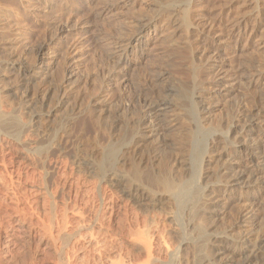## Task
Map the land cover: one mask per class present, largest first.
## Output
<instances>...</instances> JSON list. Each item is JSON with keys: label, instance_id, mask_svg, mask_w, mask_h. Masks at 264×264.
<instances>
[{"label": "rangeland", "instance_id": "374dc122", "mask_svg": "<svg viewBox=\"0 0 264 264\" xmlns=\"http://www.w3.org/2000/svg\"><path fill=\"white\" fill-rule=\"evenodd\" d=\"M188 2L192 22H189L188 30L182 27L183 30L180 21L182 9L178 14L173 12L175 16H173V13L170 14L172 19H169L168 14L159 13L161 11L158 10V0H12L11 2L0 0V95L4 96L3 98L0 97V105L5 111H9L8 113L22 119V122H19L20 119L18 120L17 125L19 127L15 126L10 130L11 136L10 134L8 136L11 138L9 139L11 147L9 146V150L10 148L11 150H20L23 147V150L21 149L23 153L27 151L26 153L29 154V152L36 151L33 153L36 156L29 154L35 161L32 159V163H35V167H33L35 170L33 171L37 176L33 175V177H41L42 183L39 182V178H34L35 181L38 180L36 184L41 183L43 194L46 195V192H48V197L45 196L46 199L52 197L48 201L49 203L53 201L52 203L58 208L57 211H59L60 206L62 209L63 205H60V203L79 199L75 202L78 206L81 204L80 202L88 197L85 203L83 201L79 208L76 207L81 208L79 213L88 211L86 212L88 216H92L97 214L93 212L95 208L97 211L101 209L96 204H102L103 200L106 202L114 193L112 201L114 204L116 203V213L114 212L110 221L108 217L103 219L105 220L102 221L103 228L96 227L97 230L101 229L103 231L104 228L105 231L111 228L112 230L107 231V234L109 233L108 236L112 238L116 235L115 238L119 237L118 230L122 231L127 227H125V222L128 225L132 218L133 220L135 217L143 218L141 213L148 222L151 221V219L149 220L150 217L153 218L152 222L155 226L150 222L152 225L150 227L153 229L158 226V223H161L158 226L161 230L157 229L160 231V237L163 236L162 240H165L166 247L168 246L167 252L169 254L166 253L167 255L158 258V262H160L158 264H207L209 261L213 264H223L224 261L227 264H242L246 255H249V251H247L249 248L246 246H250L253 242L257 243L260 236L264 234V179L251 180L250 183H247L246 178L240 181L241 186L247 183L246 190L250 189V193L254 194L247 205L248 201H243L240 196L245 189L239 188L240 186L237 187L233 185L235 183H232L231 180H227V175L224 174L226 170L222 172V169H229L233 172L232 174L242 172L247 165L245 154L252 150H254L253 152L258 150L264 152V116L261 117L264 109H259L260 106H263L261 100L264 98V0H191ZM161 6L163 5L161 4ZM92 17H94V20ZM53 40H56L55 42L58 43L60 49L56 50L51 46ZM184 44L188 46L186 47ZM40 47H45L47 50L44 64L48 68L45 75L42 76V80H38L30 87L23 86L18 74L11 73L8 75L3 71L4 68L10 67L9 63L12 61L23 63L28 69H33L37 63L35 54ZM180 47L182 51L185 50L186 52H182ZM174 49H178L183 53L180 54L179 52L181 63H178L180 62L178 61L179 54L177 56L178 50L173 52ZM167 52H171L170 55ZM172 53L176 55L175 58L178 57V60L174 58L176 61L174 59L172 61L171 56H175ZM163 58L166 59L165 61H169L170 65L167 64L168 67H165L167 62L164 63ZM182 58L188 60V63ZM183 61H185V65ZM160 62H163L161 67L163 65L166 68L169 76L167 75L165 79L157 81L154 78L150 79L151 73L156 72L155 74H158L159 71L162 72L163 67H159ZM175 62L177 63L175 64ZM172 65L173 67H170ZM13 66H16V64ZM184 66L185 69L182 71ZM190 69L194 70V82L192 81L193 74L188 73L187 78L186 75L179 74L181 72L187 74ZM195 74L199 77H196ZM189 75L191 76L190 79ZM189 82L193 87H191V84L189 85ZM179 86L180 89L183 87L191 89V102L195 100L194 102L198 104L200 101L198 105L193 102L192 104L194 107L196 105L197 108L195 107V109L198 111V113L195 111L194 118L198 117L196 122L198 124H200L199 121L202 122V126L199 125L198 127V124L194 122L195 119L189 118L194 123L188 119H183L181 116L184 113L183 110L174 107V111L171 113L174 117L172 116L171 122H165L168 123L167 125L162 123L164 125H160L161 128L164 127L161 129L162 131H157L153 135L154 137L151 136L150 139H146V142L143 141L144 144H142L140 152L143 155L145 154L146 159L148 158V164L151 165L150 168L153 169V172H157L155 170L160 168L158 174L162 175L165 172V174H168L166 170L168 169V175L178 185L182 182L188 183L186 189H182L180 192L177 191L179 196L173 195V199L176 197L175 201L172 198L170 199L172 200L171 203H168L170 200L167 202L164 200V204H168H165L166 207L168 206L167 209L163 206V203L162 205L153 203V207L152 204L148 203V207L152 208L151 212L149 208L146 209L147 204H143L145 207H142V205L141 207L144 208L142 209L138 205L133 206L132 203H127L125 196L121 194L123 187L114 188L109 185V182L105 183L106 179L104 180V178L110 174V171L97 172L95 170L96 152L106 149L113 143L119 149V147H122L119 146L120 141L124 142L120 145H125L128 140L130 141L132 135H136L139 131L137 126L143 121L141 120L143 115L142 105L146 98L140 92L141 87L146 89L152 98L167 100L175 105L176 101H180L176 100L178 97L175 98L177 93L173 96V94L167 93L166 90L169 87L179 90L177 88ZM43 89L50 90L49 92L54 97L51 106L48 108L40 105ZM192 92L193 96L191 95ZM33 93L35 94L34 98H31L30 96ZM35 100L37 103H34ZM201 105L206 108L205 111L208 112L209 117L207 115L202 116L201 109L203 108ZM175 106L178 108L177 105ZM36 108L39 109L36 110ZM48 109L51 116L47 118ZM91 109L92 113L90 112ZM186 109L189 111L188 108ZM177 110L182 113L178 112L180 116H176L182 119H178L179 117L175 119ZM188 111L185 110L187 114ZM94 114L95 116H93ZM95 117L98 118L96 121L94 120ZM199 117L202 118V121L199 120ZM189 122L192 123V127L189 126L190 129L195 124L196 128L198 127L197 129L203 127V130L200 128V132H198L199 130L196 131L195 127L193 128L195 130L191 129L192 134L196 131L197 137L195 134L194 136L197 140L187 143L183 140L182 134L187 130L190 132ZM21 123L27 125L24 126ZM134 126L138 128L135 132L134 129L137 128ZM177 126L180 127L177 128ZM132 127H134L133 131H131ZM176 128L177 130L180 129L177 131ZM186 128L188 129L186 130ZM157 133L160 134V137ZM170 134L174 137L177 135L179 140L176 139L177 136L172 138ZM202 134L203 136H201ZM18 135L19 137H17ZM199 136L202 138H199ZM14 137L18 138L16 140L21 145L17 142L13 143V140L15 141ZM198 139L201 141L203 150L201 148L197 149L200 146ZM117 140L118 144H115ZM173 140L177 142V147L180 148L181 146L180 149L175 148L176 145ZM181 141H184L186 147L192 145V147L191 145L188 147L189 151H187V148H185L186 150L183 148L184 144ZM178 143L182 144L179 145ZM187 144L189 145L187 146ZM197 144L199 145L196 146ZM15 145L19 146L18 149ZM192 150H195L197 154L195 152L193 154ZM203 151L204 153H202ZM180 152H184L185 155ZM88 157H91V159L89 160ZM188 159H191V162ZM192 159H195V161ZM151 162L155 164L156 168L153 167L154 164ZM185 162L188 164L184 165ZM90 163L93 167L91 169ZM84 165L86 166L84 167ZM191 165L192 167L194 165V168ZM86 167H89V169ZM259 167L262 168L261 172H264V162L263 166L261 164ZM192 171L195 177L192 175ZM191 176L193 177L191 178ZM193 179L194 181H191ZM62 185L63 187H61ZM110 188H112V193L109 192ZM67 190L70 193H67ZM100 192L102 195L104 194L102 200L99 199ZM73 193L76 195L74 199ZM68 194L72 195V198ZM192 195L195 196L192 197ZM81 196H83L82 200H80ZM238 197L240 198L238 199ZM193 198H196L195 202L192 201ZM88 201H90V204ZM121 202L125 211L131 212L130 214L122 211L124 209L119 207L122 206ZM91 206H94V209ZM257 206L261 209H258ZM129 208L132 210L134 208V210L130 209L129 211ZM90 210L91 212H89ZM121 211L123 215L120 213ZM146 212L149 214L146 215L147 217L145 216ZM119 214L124 219L121 216L120 219ZM129 215L130 218L128 219ZM144 218L143 220H145ZM116 224V229L122 225L124 227L122 226L116 230ZM119 224L122 225L118 226ZM162 224L163 226H161ZM35 227L25 228V233L23 232L21 236L25 235L26 237H21V239L19 237L14 240L15 245L21 243L19 246L2 244L1 252H4L2 257L4 261L1 258L0 264H18L19 261L25 260L24 264H47V262L49 264L56 260L54 259L56 255L53 257L54 251L51 244L42 245L44 234L42 231L37 230L38 226ZM202 230L204 231L202 232ZM197 231L198 233L202 232V236H199L201 234L197 235ZM244 236L249 237L251 243L244 241ZM217 237L222 238L218 239ZM220 246L223 247L222 250L219 248ZM46 247H49V249H46ZM139 247L129 250V248L123 246L122 251L118 247L123 256L126 254L127 257L130 255L129 253H132L126 260V262H130L126 264H135V262L138 264L145 262L144 264H146L144 253ZM15 248L21 252H10V249ZM84 249V251H81L82 253H78L80 257L83 256L81 254H85L82 257L84 261L78 259L79 263L76 262V264H92L87 255L89 253L85 252L87 248ZM140 249L141 251H139ZM51 251L53 252L51 253ZM138 251L142 253L139 254ZM14 254L17 257H15L16 259ZM7 255H13L14 259ZM21 258L23 259L21 260ZM130 258H133V261Z\"/></svg>", "mask_w": 264, "mask_h": 264}, {"label": "bare ground", "instance_id": "6f19581e", "mask_svg": "<svg viewBox=\"0 0 264 264\" xmlns=\"http://www.w3.org/2000/svg\"><path fill=\"white\" fill-rule=\"evenodd\" d=\"M6 1H12V0H6ZM113 1V0H112ZM160 0H158V4L157 5H159V7H160V9H159V7H158V10H160L161 12H159V11H157V12H159V13H163V15L164 14H168V17H170V14H172L173 12H177V14H178V12H181V9H182V15H181V18H180V21H181V28L183 27V28H187L190 24H189V22H192L191 20H192V16H191V14H190V9H189V2L188 1H191V0H163V2H159ZM156 2V1H155ZM161 4L163 5V6H161ZM115 5V4H114ZM100 6V5H99ZM109 6V5H108ZM155 6V7H156ZM156 7V8H157ZM95 10V9H94ZM180 13V14H181ZM176 14V15H177ZM158 15V14H157ZM156 15V16H157ZM163 15H162V18H163ZM161 16V15H160ZM172 16V15H171ZM173 16H175L174 15V13H173ZM180 16V15H179ZM178 16V17H179ZM167 17V16H166ZM164 18H165V16H164ZM92 19L94 20V17H92ZM166 19V18H165ZM169 19H172V17H170ZM174 19V18H173ZM142 20H144V19H142ZM147 20V19H146ZM151 20V19H150ZM168 20V19H167ZM166 20V21H167ZM148 21V20H147ZM168 22V21H167ZM59 23V22H58ZM58 23H56V24H58ZM55 24V25H56ZM189 24V25H188ZM180 25V24H179ZM57 26V25H56ZM62 27V26H61ZM60 27V28H61ZM141 28H143V27H141ZM182 28V29H183ZM140 29V28H139ZM138 29V30H139ZM63 30V29H62ZM184 30V29H183ZM187 30H188V28H187ZM121 32V31H120ZM99 37V36H98ZM97 37V38H98ZM100 39V38H99ZM99 39H96V40H99ZM56 41V40H55ZM54 40H53V42H52V44H51V46H53L54 48H56V50H58V43H56ZM99 42H102V41H99ZM114 42V41H113ZM97 43V42H96ZM110 44V43H109ZM113 44V43H112ZM111 44V45H112ZM115 44H118V43H115ZM98 45V44H97ZM114 45V44H113ZM186 47L188 46V45H186V44H184ZM172 46V45H171ZM52 47V48H53ZM164 47V46H163ZM185 47V48H186ZM182 48H183V46H182ZM189 49H190V47H188ZM60 49V48H59ZM168 49H170V48H168ZM180 49H181V47H180ZM184 49V48H183ZM189 49H188V51H189ZM55 50V51H56ZM62 50V49H61ZM171 50H172V48H171ZM170 50V51H171ZM176 50H178V49H176ZM175 49L173 50V52L174 51H176ZM46 48L45 47H40L37 51H36V60H37V63H36V65L34 66V68L33 69H28L27 67H26V65L25 64H23V63H14V61H12V62H10L9 64H10V67H7V69L6 68H4L3 69V71L5 72V73H8V75L9 74H11V73H13V74H18L19 76H20V78H21V83H22V85L23 86H29L30 87V85H32L33 83H36V82H38V80L40 81V80H42V76H44L45 75V73H46V71H47V65H45L44 64V60H45V56H46ZM168 51V50H167ZM181 51H182V49H181ZM181 51H177L178 53H177V56H178V54H179V52H180V54H183V53H181ZM183 51H185V50H183ZM182 51V52H183ZM187 51V52H188ZM186 52V51H185ZM168 53V52H167ZM170 53L171 52H169L168 54L170 55ZM166 54V53H165ZM173 55H175L174 53H172ZM179 54V60H178V57L177 58H175L176 57V55L173 57V56H171L172 58V61H174L175 59H177L178 61H180V59H181V55ZM185 54H187V53H185ZM184 54V56H185V58L187 59V57H186V55ZM183 56V55H182ZM162 57V56H161ZM160 57V59H162ZM165 57V56H164ZM170 57V56H169ZM168 58V57H167ZM175 58V59H174ZM184 58V57H183ZM182 58V60H185L186 61V63H188V60H186V59H183ZM164 59V58H163ZM169 59V58H168ZM167 59V60H168ZM171 59H170V62H171ZM174 59V60H173ZM166 59H164V61H165ZM160 61H162V60H160ZM163 61V62H164ZM176 61V60H175ZM185 61H183L184 62V65H185ZM31 62V61H30ZM158 62V61H157ZM163 62H160V65H159V67H161V63L163 64ZM167 62V63H166ZM169 61H165L164 63H166V65L167 64H169L170 65V63H168ZM172 63V62H171ZM177 62H175V64H176ZM178 63H181V61L180 62H178ZM190 63V62H189ZM14 64H16V66H13ZM159 64V63H158ZM175 64H174V66H175ZM165 65V67H168V65L166 66ZM177 65H181V64H177ZM187 65V64H186ZM29 66V65H28ZM190 66V65H189ZM188 66V67H189ZM193 66V65H192ZM163 67V68H162ZM162 72H160L159 71V73L158 74H155V73H151V77H150V79H152V78H154L156 81L157 80H161V79H165L166 77H167V75L169 76V74L166 72V68L162 65ZM170 67H173V65L172 66H170ZM178 67V66H177ZM176 67V69H178ZM182 67H183V65H182ZM199 67V66H198ZM165 68V69H164ZM190 68V67H189ZM193 68V67H192ZM194 68H196V67H194ZM163 69H164V71H163ZM167 69H171V68H167ZM175 69V68H174ZM183 69H185V66H184V68H182V71H184ZM186 70H188V69H186ZM198 70V69H197ZM2 71V72H3ZM167 71H171V70H167ZM175 71V70H174ZM189 71V70H188ZM196 71V70H195ZM180 72V71H179ZM175 73H176V71H175ZM188 73L190 74H193L192 75V81L194 80V70L192 69H190V72H187V74L185 73V74H182V72L181 73H179L180 75H186L185 77L187 78V75H188ZM70 74V73H69ZM155 74V75H154ZM177 74H178V71H177ZM190 74V75H191ZM189 75V79H190V76ZM196 75V74H195ZM156 77V78H155ZM196 77H199V75L197 76L196 75ZM153 79V80H154ZM188 79V80H189ZM196 79V78H195ZM169 80V79H168ZM167 81V80H166ZM191 81V80H190ZM195 81V80H194ZM193 81V82H194ZM153 82H155V81H153ZM164 82V81H163ZM192 82V83H193ZM196 82H197V80H196ZM40 83V82H39ZM198 83H199V81H198ZM198 83H197V85H198ZM41 84V83H40ZM191 84V82H189V85ZM196 84V83H195ZM39 85V84H38ZM194 85V84H193ZM40 86V85H39ZM140 86V85H139ZM185 86V85H184ZM195 86V85H194ZM172 87V86H171ZM190 87V86H189ZM191 87H193L192 86V84H191ZM197 87V86H196ZM172 88H174V87H172ZM172 88H168L167 90H166V92L167 93H170V94H173V96H174V94L175 93H177L176 95H175V98H177L178 97V99H176V100H180V101H176L177 103H179V104H177L176 102V104L175 105H177L178 106V108L174 105V104H172L171 102H169V101H167V100H163V99H160V98H156V99H154V98H152L151 96H150V94H148L147 93V90L146 89H143V87H141L140 89V92H141V94H143V96L144 97H146L145 98V100L143 101V105H142V111H143V115H142V119L141 120H143L142 121V123L140 122V125L139 126H137V127H139V131L136 133V135H132V138H131V136H130V141L128 142L127 141V143L125 144V145H120V143H124V142H122V141H120V143H119V146H122V147H119V149H118V147H117V145H114V143H113V145H111V146H109V147H107L106 149H104V150H99V151H97L96 153H97V161H96V159H95V161H96V168H95V170L97 171V172H102V171H104V170H107V171H110V174L106 177V176H104V177H106V178H104V180L106 179L107 180V182H106V180H105V183H108L109 182V185L111 186V187H119V186H121V187H123L122 188V190H121V194H123L124 196H125V199L127 200V203L129 202V203H132L133 204V206L135 205V206H142L143 204H147L146 206V209L147 208H149L148 207V203L149 204H152V207H153V203L155 204V203H159V205H162V203L164 204V202L166 201H168V200H170L171 198L173 199V195H178V193H177V191L178 192H180L182 189H186V187L188 186L187 184V182H185V183H180V185H178L176 182H174V180H172V178H171V176H169L168 174H169V172H168V169H166L167 170V173L168 174H163L162 173V175H160V173L158 174L157 172L160 170V168L159 169H157V170H155V164L153 163V162H151V163H153L154 164V166L153 167H155L154 168V170L155 171H157V172H153L152 170V168H150L151 167V165H149L148 163V161H147V159L145 158L146 156H145V154L143 155L141 152H140V149L142 148V144H144L143 143V141L144 142H146V139H148L149 137H151V136H153V135H155L156 134V132L157 131H159V130H161V129H163V128H161V126L160 125H163L165 122H171L170 120H171V118H172V116H173V114H171V113H173V108L175 107V109H179V110H183L182 112H184L181 116L183 117V119H188L189 120V118H191L192 120L193 119H195L194 120V122H196V120H198L197 118H194L195 117V115H196V112L195 111H197V109H195V107H196V105H198V104H200V101L198 102V104H197V102H194V101H192L193 103H196V105H195V107L193 106V104H192V102L190 101V90L191 89H189L188 87H183V88H181L180 89V86L179 87H177V88H179V90H175V89H172ZM195 88V87H194ZM194 90V89H193ZM192 90V91H193ZM4 91V90H3ZM31 91V90H30ZM50 91V90H49ZM47 89L45 90V89H43V91H42V94H41V103H40V105H41V107H50L51 106V104H52V100H53V95H51V93L49 92ZM25 92V91H24ZM24 92H23V94H24ZM40 92V91H39ZM27 93H29V92H27ZM36 93V92H35ZM169 94V95H170ZM193 94V92L191 93V95ZM29 95V94H28ZM35 94L33 93L30 97L32 98L33 96H34ZM167 96V95H166ZM193 96V95H192ZM191 96V97H192ZM225 96H226V94H225ZM0 97H2L1 95H0ZM4 97V96H3ZM2 97V98H3ZM34 98V97H33ZM40 98V97H39ZM174 98V97H173ZM29 99V98H28ZM264 99V98H263ZM262 99V100H263ZM38 100V99H37ZM197 100V99H196ZM261 100V102H263L262 104H263V106L261 107H259V109L261 108V109H264V101H262ZM32 101V100H31ZM36 101V100H35ZM28 102V101H27ZM260 102V103H261ZM34 103H37V101L36 102H34ZM99 104V103H98ZM201 104H202V102H201ZM37 105V104H36ZM38 107H39V104H38ZM182 107H183V109H182ZM184 107H186V108H188L189 109V111L185 108V110L186 111H188L189 113L187 114L186 112H185V110H184ZM201 107L203 108V109H201V113L203 114L202 116H206L207 115V113L208 112H206L205 110H206V108H204L203 107V105H201ZM2 108V106L0 105V261H2V257L4 256V252L2 253L1 252V247H2V244L3 243H5L6 244V246L7 245H14V247L15 246H17V245H15V243H14V240H16V238H19L20 237V239H21V237H23L24 238V236L25 235H23V236H21L22 234H23V232L25 231V228L27 229V227H32V226H36L35 228H37V226H38V229L37 230H39V231H42V233L44 234V236H43V238H44V241L43 242H41L42 243V245H45V246H47V245H50L51 244V248H52V250L54 251V254H53V257H54V255H56V258L54 257V259H56L55 261H53V262H51V263H49V264H76V262H78V259H82V257H84V253L83 254H81V255H83V256H81L80 257V255H78V253H82L81 251H84V250H86V249H84V248H87V251H85L86 253L88 252L89 254H87L88 255V257L91 259V261H92V264H126L127 262H130V261H127L126 262V260H128V258H129V256H131L132 255V253H129L130 255H128L127 257H126V254H125V256H123V254L120 252V251H122L121 250V248L124 246V247H127V248H129V250H131V248H135V247H141V249H142V251H143V253H144V255L143 256H145L144 258H145V261H146V264H152V263H160V262H158L159 260H158V258H161V257H163V256H165V255H167L166 253H168L167 251V248H168V246L166 247V245H165V240H164V242H163V240H162V238H163V236L162 237H160V235L161 234H159V232L160 231H158V229L159 230H161L160 229V227L158 228V226H159V224H161V223H158V226L157 227H155V229H153L152 227H150V225H151V223L150 222H152V219L153 218H151L150 216V218H149V220L151 219V221L150 222H148L147 220H146V218H144V215H142V213H141V216H143V218L145 219V220H143V218L142 217H140V218H142V219H140V218H136L135 217V219L133 220V218H132V221L131 222H129V224L127 225V222H125L126 221V218H125V221L123 220L124 218L122 217V215H123V212L122 211H125V209L123 208V203H122V206H119V207H122L124 210H122L120 213L122 214V215H120L119 214V218H120V216L123 218L122 220L125 222V229H123L122 231L121 230H118L120 227H124V225H122V224H119L118 226H120V225H122V226H120L118 229H116L117 228V224L114 226L115 227V229L116 230H118V232L120 233H117L118 234V238H115L117 235L115 234V232H113L116 236L114 237V238H112L111 236H108V234H107V231H109V230H112L111 228L109 229V230H107V231H105V228H104V231L103 230H101V229H96V227L98 226V228H100V227H102V221H105V220H103V219H105L106 217H108L109 218V221H110V219H111V217L113 216V214H114V212L116 211V209H115V207H116V203L114 204L113 203V201H112V195L114 194H110L111 196L106 200V202H104L105 200H103V202H101L102 204H96L97 206H99V208L101 207V209L100 210H96V208L94 209V206L92 207V209H94V210H96V211H94L93 210V212H96L97 214H95V215H92V216H88V213H86V212H88V211H86V212H83L82 210H84L83 208H82V212L81 213H79V210L81 209H78L79 207H80V205L81 204H83L82 202L84 201V203H85V200H88L87 198L88 197H86L85 198V200H83L82 202H78L80 205H76L75 204V202L77 201V200H79V199H77L76 197V199L77 200H75L74 199V196H76L74 193H73V199L75 200H71L69 203L67 202H65V203H60V205H63L62 206V209H61V206L59 207V205H58V207L60 208L59 209V211H57L58 210V208H56L57 206L56 205H54L52 202L53 201H51L50 203H49V201L51 200V196L49 197L50 199H46V197L45 196H47L48 197V192H46L47 194L45 195V194H43V192H42V186H41V183H42V179H40L39 177V179H40V181L39 182H41L40 184H36L37 183V181H35V179H38V178H35V177H33V175H35V176H37L36 175V173H34V171L33 170H35L33 167H35L34 166V164L35 163H32V156L30 155L29 156V154H32L33 156L35 155V154H33V153H35V152H29V154H27L26 152L27 151H24V153L22 152V150L20 151V150H15V149H13V150H11V148H10V150H9V146H10V144H9V139H11L8 135L10 134V136H11V133H10V130L12 129V128H15V126H17V127H19L18 125H17V123H18V120L20 119V118H16L15 117V115H12V114H10V113H8L7 111H5V109H1ZM15 108V107H14ZM34 108H35V105H34ZM34 108H32L33 110H35ZM197 108V107H196ZM9 109V108H8ZM17 109V108H16ZM37 109H39V108H36V110ZM50 109V108H49ZM48 109V110H49ZM200 110V109H199ZM13 111V110H12ZM92 111V109L90 110V112ZM181 111H178L177 110V114H175V116L176 115H179L178 114V112H181ZM205 111V112H204ZM257 111V110H256ZM259 111H261V110H259ZM52 112V111H51ZM176 112V111H175ZM181 112V113H182ZM20 113V112H19ZM47 115H46V117L48 118L49 116H51V114H50V110L49 111H47ZM92 113V112H91ZM102 113V112H101ZM100 113V114H101ZM197 113H198V111H197ZM200 113V112H199ZM17 114V113H16ZM88 114H90V113H88ZM264 114V113H263ZM261 115V117H263L264 115ZM91 115V114H90ZM92 116V115H91ZM93 116H95V114L93 115ZM180 116V115H179ZM179 116H176L175 117V119L177 118V117H179ZM199 116V115H198ZM204 116V117H205ZM208 116V115H207ZM258 116V115H257ZM35 117H38V116H35ZM42 117H43V115H42ZM174 117V116H173ZM209 117V116H208ZM207 117V118H208ZM260 117V116H259ZM91 118V117H90ZM96 118V117H95ZM181 117H179L178 119H180ZM201 117H199V120H201L202 121V118L200 119ZM37 119V118H36ZM42 119V118H41ZM45 119V118H44ZM98 118H96V119H94L95 121L97 120ZM182 119V118H181ZM203 119H205V118H203ZM209 119V118H208ZM22 119H20L19 120V122L21 121ZM192 120H189V121H191V122H193ZM206 121V120H205ZM22 122V121H21ZM183 122H185V121H183ZM187 122V121H186ZM193 122V123H194ZM24 123V122H23ZM23 123H21L22 125H24ZM163 123V124H162ZM167 123V124H168ZM172 123H173V121H172ZM199 123L200 124H198L197 122L195 123V124H198V127H199V125H201V123L202 122H200L199 121ZM21 124H19L20 126H22ZM166 124V123H165ZM166 124V125H167ZM177 124V123H176ZM180 124V123H179ZM194 124V127L196 128V125ZM25 125H27V124H25ZM24 125V126H25ZM165 125V126H166ZM191 125V127H192V123L190 124V122H189V125H188V127ZM127 126V125H126ZM135 126H136V123H135ZM134 126V127H135ZM164 126V125H163ZM174 126V125H173ZM202 126V125H201ZM130 127V126H129ZM134 127H132L131 129V131H133V128ZM137 127H135V128H137ZM168 127H170L169 125H168ZM172 127V126H171ZM178 127H180V126H177V128ZM193 127V128H194ZM197 127V128H198ZM25 128V127H24ZM177 128H176V130H177ZM193 128H191V129H193ZM196 128V129H197ZM200 128H202V130H203V127H200ZM200 128L199 129H197L196 131H198V132H200ZM20 129V128H19ZM19 129H17L18 131H19ZM22 129V128H21ZM167 129V128H166ZM175 129V128H174ZM180 129V128H179ZM178 129V130H179ZM188 128H186V130H187ZM189 129H190V127H189ZM191 129H190V132H189V130H187L186 132L184 131V129H183V131H184V133H183V131H182V135H183V140L185 141V142H191V141H193V140H197L196 138H195V136L197 137V135L195 134L196 133V131H194V134H195V136H194V134H192L191 133ZM24 130V129H23ZM135 130H138V128L137 129H134V132H135ZM165 130V129H164ZM172 130V129H171ZM170 130V131H171ZM175 130V131H176ZM177 130V131H178ZM193 130H195V129H193ZM238 130V129H237ZM129 131V130H128ZM162 131V130H161ZM180 131V132H181ZM207 131V130H206ZM180 132H178L179 134H180ZM203 132V131H202ZM13 133V132H12ZM17 133V132H16ZM19 133V132H18ZM131 133V132H130ZM129 133V134H130ZM160 133V132H159ZM167 133H169V132H167ZM176 133V132H175ZM236 133V132H235ZM239 133V132H238ZM132 134V133H131ZM158 134V133H157ZM161 134V133H160ZM160 134H158L159 135V137H160ZM174 134V133H173ZM178 134V135H179ZM204 134H205V132H204ZM206 134H207V132H206ZM241 134V133H240ZM20 135V134H19ZM19 135L17 136V137H19ZM166 135V134H165ZM169 135V134H168ZM172 134H170V136H171ZM12 136H14V135H12ZM177 136V135H176ZM175 136V137H176ZM201 136H203V134L201 135ZM201 136H199V138H202ZM207 136V135H206ZM235 136V135H234ZM241 136V135H240ZM239 136V137H240ZM9 137V138H8ZM154 137V136H153ZM172 138L174 137V135H172L171 136ZM174 137V138H175ZM179 137H181L180 135H179ZM205 137V136H204ZM238 137V138H239ZM15 138V137H14ZM124 138V137H123ZM123 138H121V139H123ZM178 138V136L176 137V139ZM237 138V139H238ZM18 140V138H15V141L13 140V143L15 142H17V143H19L17 140ZM121 139H118V140H121ZM125 139V138H124ZM150 139V138H149ZM157 139V138H156ZM181 139V138H180ZM118 140H117V143H116V141H115V144H118ZM126 140V139H125ZM154 140H155V138H154ZM178 140H179V138H178ZM177 140V141H178ZM199 140V139H198ZM12 141V140H11ZM156 141V140H155ZM175 140H173V142H174ZM184 141L182 142L183 144H184ZM200 141V140H199ZM198 141V142H199ZM180 142V141H179ZM203 142V141H202ZM153 143V142H152ZM181 143V144H182ZM200 143V146H198L199 144H197L196 146H198V148L197 149H200L201 148V141L199 142ZM233 143H235V142H233ZM11 144H12V142H11ZM20 144V143H19ZM112 144V143H111ZM154 144V143H153ZM155 144H156V142H155ZM174 144L176 145L177 144V142H174ZM179 144V143H178ZM181 144H179V145H181ZM17 145V144H16ZM15 145V146H16ZM21 145V144H20ZM174 145V146H175ZM189 144H187V146H188ZM191 145V144H190ZM190 145L188 146V147H190ZM13 146V145H12ZM178 145H176L175 146V148L177 147ZM185 146V144L183 145V148L185 149V148H187L188 150L187 151H189V148L188 147H184ZM194 146V145H193ZM11 147V146H10ZM17 147H19V146H16V148ZM99 147V146H98ZM145 147V146H144ZM191 147H192V145H191ZM259 147V146H258ZM13 148V147H12ZM147 148V147H146ZM177 148H179V147H177ZM180 148H181V146H180ZM179 148V149H180ZM6 149V150H5ZM8 149V150H7ZM18 149V148H17ZM179 149H177L178 151H180ZM202 149V148H201ZM259 149V148H258ZM182 150V149H181ZM186 150V149H185ZM196 150V149H195ZM195 150L193 151V154H197V152H195ZM203 150V149H202ZM257 150V149H256ZM30 151V150H29ZM187 151H184V152H187ZM192 151L190 152V154L192 153ZM254 150H252V151H249L247 154H245L246 155V159H245V161H246V169L245 170H243L242 172H236V173H234V174H232L233 172H231L229 169H222V172L223 171H225L224 172V174L225 175H227V180H231V182L232 183H235V184H233V185H235V186H240L239 188H242V189H245V191H243L242 193H241V191H240V193H241V199L243 200V201H248L246 204L248 205V203H249V201H251L252 200V198H253V195L250 193V189H247L246 190V184L249 182H251V180L253 181H259V180H263L264 179V172H261L262 170V168L260 169V165L262 164V166H263V162H264V152H262V150L261 151H255V152H253ZM38 152V151H37ZM184 152H182L184 155H185V153ZM195 152V153H194ZM39 153V152H38ZM179 153V152H178ZM181 153V152H180ZM181 153V154H182ZM202 153H204V151L202 152ZM37 154V153H36ZM95 154V153H94ZM188 154V153H187ZM189 154V155H190ZM200 154V153H199ZM198 154V155H199ZM92 155V154H91ZM147 155V154H146ZM203 155V154H202ZM36 156V155H35ZM95 156V155H94ZM94 156H93V158H94ZM180 156H182V155H180ZM188 156V155H187ZM192 156H194V157H196L195 155H192ZM200 156V155H199ZM185 157V156H184ZM183 157V158H184ZM35 159H36V157H34ZM39 158V157H38ZM89 158V157H88ZM92 158V159H93ZM197 158H199L198 156H197ZM91 159V157L89 158V160ZM185 159H186V157H185ZM244 159V158H243ZM80 160V159H79ZM184 160V159H183ZM183 160H182V163H183ZM189 161L191 160V159H188ZM193 160V159H192ZM197 160V159H196ZM33 161H34V159H33ZM94 161V160H93ZM163 161V160H162ZM161 161V162H162ZM188 161V162H189ZM193 161H195V159L193 160ZM192 161V162H193ZM244 161V160H243ZM35 162V161H34ZM160 162V161H159ZM165 162V161H164ZM191 162V161H190ZM91 163H92V161H91ZM90 163V164H91ZM187 162H185L184 163V165L186 164ZM78 164V163H77ZM93 164V163H92ZM92 164H91V167H90V169L91 168H93L92 167ZM164 164V163H163ZM162 164V165H163ZM188 164V163H187ZM193 164H194V162H193ZM78 165H80V164H78ZM161 165V164H160ZM37 166V165H36ZM86 165H84V167H85ZM183 166V165H182ZM195 166H196V164H195ZM38 167V166H37ZM82 167V166H81ZM158 167V166H157ZM185 167V166H184ZM191 167H192V165H191ZM87 169H89V167H86ZM161 168H163V166H161ZM192 168H194V165H193V167ZM196 168V167H195ZM37 169V168H36ZM186 169H188V168H186ZM94 170V171H95ZM165 170V169H164ZM165 170V171H166ZM183 170V169H182ZM191 170V169H190ZM264 170V169H263ZM63 171V170H62ZM85 171V170H84ZM183 171H185V170H183ZM196 171V170H195ZM79 172V171H78ZM161 172H163V170H161ZM34 173V174H33ZM38 173H40V172H38ZM62 173V172H61ZM96 173V172H95ZM263 173V174H262ZM93 174H94V172H93ZM189 174H191V173H189ZM223 174V173H222ZM92 175V174H91ZM171 175V174H170ZM173 175V174H172ZM192 175H193V171H192ZM261 175H263V177H261ZM40 176V175H39ZM194 176V175H193ZM193 176H191V178L193 177ZM64 177V176H63ZM173 177V176H172ZM195 177V176H194ZM35 178V179H34ZM62 178V177H61ZM174 178V177H173ZM190 178V179H191ZM246 178V180H248L247 181V183L246 184H243V186H241V183H240V181H242V180H244ZM66 179V178H65ZM71 179V178H70ZM175 179V178H174ZM102 181H104L103 179H101ZM75 181V180H74ZM73 181V182H74ZM191 181H194V179L193 180H191ZM191 181H190V183H191ZM38 182V183H39ZM57 182V181H56ZM84 182V181H83ZM97 182V181H96ZM178 182V181H177ZM54 183V182H53ZM63 183H65V182H63ZM62 183V184H63ZM93 183V182H92ZM102 183V182H101ZM73 184V183H72ZM182 184V185H181ZM226 184V183H225ZM57 186L59 185V183L58 184H56ZM60 185H61V183H60ZM65 185V184H64ZM88 185V184H87ZM97 185H98V182H97ZM106 185V184H105ZM56 186V187H57ZM70 186V185H69ZM86 186V185H85ZM99 186V185H98ZM103 186V185H102ZM107 186V185H106ZM61 187H63V185L61 186ZM89 187V186H88ZM97 187V186H96ZM51 188V187H50ZM68 188V187H67ZM70 188V187H69ZM71 188H72V186H71ZM70 188V189H71ZM95 188V187H94ZM101 188V187H100ZM249 188V187H248ZM111 189L112 188H110L109 190V192L110 193H112L111 192ZM119 189H121V188H119ZM118 189V190H119ZM200 189V188H199ZM44 190V189H43ZM76 190V189H75ZM74 190V191H75ZM99 190V189H98ZM97 190V191H98ZM104 190V189H103ZM55 191V190H54ZM68 192L67 193H70L69 192V190H67ZM72 191H73V188H72ZM71 191V192H72ZM77 191V190H76ZM85 191V190H84ZM116 191V190H115ZM52 193V192H51ZM55 193V192H54ZM76 193V192H75ZM78 193H79V191H78ZM101 193V192H100ZM104 193H106V192H104ZM120 193V192H119ZM176 193V194H175ZM82 194V193H81ZM80 194V195H81ZM115 194H117L116 192H115ZM43 195H44V197H43ZM69 195V194H68ZM88 195V194H87ZM86 195V196H87ZM98 195H100V194H98ZM104 195V194H103ZM102 195V193H101V196H103ZM109 195V194H108ZM117 195H119V194H117ZM53 196V195H52ZM69 196H71L70 198H72V195H69ZM78 197H79V195H77ZM90 196V195H89ZM100 196V198L99 199H104V196L103 197H101ZM105 196H107V195H105ZM121 196V195H120ZM179 196V195H178ZM177 196V197H178ZM195 196V195H194ZM193 195H192V197H194ZM92 197V196H91ZM97 197V196H96ZM114 197H115V195H114ZM119 197V196H118ZM191 197V198H192ZM82 198H83V196H81L80 197V200H82ZM93 198V197H92ZM116 198V197H115ZM122 198V197H121ZM240 197H238V199H239ZM69 199V198H68ZM94 199V198H93ZM106 199V198H105ZM119 199V198H118ZM174 199H176V197L174 198ZM173 199V201H175ZM194 199V198H193ZM192 199V201H194L195 202V199L193 200ZM49 200V201H48ZM61 200V199H60ZM63 200V199H62ZM61 200V201H62ZM70 200V199H69ZM116 200V199H115ZM120 200V199H119ZM165 200V201H164ZM96 201V200H95ZM99 201V200H98ZM171 201L172 200H170V202H168V203H171ZM55 202V201H54ZM87 202V201H86ZM119 202V201H118ZM242 202V201H241ZM259 202V201H258ZM88 203L90 204V201H88ZM88 203H87V206H88ZM176 203V202H175ZM251 203V202H250ZM166 204V203H165ZM165 204L163 205L164 207H166L165 206ZM174 204V203H173ZM245 204V203H244ZM253 204V203H252ZM85 205V204H84ZM100 205H102V206H100ZM119 205V204H118ZM128 205V204H127ZM126 205V206H127ZM166 205H168V204H166ZM257 205V204H256ZM260 205V204H259ZM56 206V207H55ZM78 208H77V207ZM132 206V205H131ZM130 206V207H131ZM151 206V205H150ZM162 206V207H163ZM252 206V205H251ZM83 207V206H82ZM91 207H90V209H91ZM125 207V206H124ZM129 207V206H128ZM139 207V208H140ZM142 207H145V205H143ZM141 207V208H142ZM161 207V206H160ZM168 207V206H167ZM167 207H166V209H167ZM171 207H173V206H171ZM174 207H175V205H174ZM253 207L255 208V206H254V204H253ZM86 208H88V207H86ZM125 208H127V207H125ZM132 208V207H131ZM131 208H129V211H130V209ZM135 208H137V207H135ZM141 208H140V210H141ZM253 208V209H254ZM257 208L258 209H261V208H259L258 206H257ZM256 208V209H257ZM91 209V210H92ZM117 209H119V208H117ZM142 209H144V208H142ZM152 209V208H151ZM151 209L149 208V210L151 211ZM154 209V208H153ZM160 209V208H159ZM158 209V210H159ZM91 210L89 211V212H91ZM119 210H121V209H119ZM127 210V209H126ZM132 210V209H131ZM133 210H134V208H133ZM132 210V211H133ZM148 210V209H147ZM146 210V211H147ZM161 210H163V209H161ZM137 211V210H136ZM141 211H143V210H141ZM140 211V212H141ZM149 211V212H150ZM254 211H255V209H254ZM92 212V213H93ZM119 212V211H118ZM117 212V213H118ZM126 212V211H125ZM139 212V211H138ZM139 212V213H140ZM152 212V211H151ZM116 213V212H115ZM126 213H128V212H126ZM131 213V212H130ZM130 213H128V214H130ZM135 213V212H134ZM144 213H145V211H144ZM85 214H87L86 216H85ZM90 215V214H89ZM124 215H125V213H124ZM127 215V214H126ZM148 216L149 214H148V212H146V214H145V216ZM115 216V215H114ZM132 216H133V212H132ZM136 216V215H135ZM139 216V215H138ZM137 216V217H138ZM146 216V217H147ZM117 217V216H116ZM116 217H114V218H116ZM126 217V216H125ZM118 218V217H117ZM118 218V219H119ZM130 218V215H129V217H128V219ZM113 219V218H112ZM121 219V218H120ZM119 219V220H120ZM160 219V218H159ZM158 219V220H159ZM108 220V219H107ZM28 221V222H27ZM121 221V220H120ZM128 221V220H127ZM155 221V220H154ZM156 221H157V219H156ZM108 222V221H107ZM118 221L116 220V223H117ZM122 222V221H121ZM159 222V221H158ZM162 222V221H161ZM112 223H113V221H112ZM115 223V222H114ZM120 223V222H119ZM157 223V222H156ZM100 224H101V226H100ZM107 224V223H106ZM110 224H111V222H110ZM109 224V225H110ZM152 224H154V222H152ZM107 226V225H106ZM105 226V227H106ZM152 226V225H151ZM154 226H155V224H154ZM161 226H163V224L161 225ZM108 227V226H107ZM107 227H106V229H107ZM111 227V226H110ZM196 227V226H195ZM201 227V226H200ZM103 228V227H102ZM109 228V227H108ZM158 228V229H157ZM161 228H163V227H161ZM197 228V227H196ZM195 228V229H196ZM199 229H201V228H199ZM6 230H8L7 232H6ZM34 230V229H33ZM176 230V229H175ZM197 230V229H196ZM99 231H101V232H99ZM113 231H114V228H113ZM121 231V232H120ZM163 231H164V229H163ZM200 231V230H199ZM204 230H202V232H203ZM33 232V231H32ZM165 232V231H164ZM201 232V233H202ZM25 233V232H24ZM38 233V232H37ZM178 233V232H177ZM201 233H198V231H197V235H199V234H201ZM35 234V233H34ZM112 234V233H111ZM163 234V233H162ZM30 235V234H29ZM28 235V236H29ZM32 235V234H31ZM42 235V234H41ZM199 236H202V234L201 235H199ZM26 237V236H25ZM245 237V236H244ZM247 237V236H246ZM245 237V239H244V241H246V242H248V243H251V241L249 240V237L248 238H246ZM29 238H30V236H29ZM110 238H112V239H110ZM218 239H221L222 237H217ZM19 239V240H20ZM242 239V238H241ZM240 239V240H241ZM18 240V239H17ZM24 240V239H23ZM221 241V240H220ZM20 242V241H19ZM29 242V241H28ZM21 244V243H20ZM19 244V245H20ZM18 245V246H19ZM217 245V244H216ZM122 246V247H121ZM9 247V246H8ZM11 247V246H10ZM13 247V246H12ZM118 247H120V251L118 250ZM139 247V248H140ZM246 247H248L249 248V250H247V251H249L248 253H249V255L247 256L246 255V257L244 258V260L242 261V264H264V234L263 235H261L260 236V238L258 239V242L256 243H254L253 242V244H251L250 246H246ZM4 248H5V246H4ZM39 248V247H38ZM50 248V249H51ZM155 248V249H154ZM221 250H222V248L223 247H219ZM9 249V248H8ZM17 249H18V247H17ZM46 249H49V247H46ZM84 249V250H83ZM141 249L139 250V251H141ZM226 249V248H225ZM21 250V249H20ZM125 250V249H124ZM123 250V251H124ZM128 250V249H127ZM224 250V249H223ZM246 250V249H245ZM4 251V250H3ZM6 251V250H5ZM13 251H17L16 250V248L15 249H10V252H13ZM39 251V250H38ZM49 251V250H48ZM53 251H51V253L53 252ZM134 251L136 252V250L134 249ZM138 251V252H139ZM9 252V251H8ZM18 253H20L19 252V250L17 251ZM17 252H14L15 254L17 253ZM50 252V251H49ZM126 252V251H125ZM131 252V251H130ZM134 252V253H135ZM140 253H142V252H139V254ZM6 254H8V253H6ZM5 254V255H6ZM14 254V255H15ZM169 254V253H168ZM47 255V254H46ZM8 256V255H7ZM9 256H11V255H9ZM8 256V257H9ZM13 256V255H12ZM11 256V257H12ZM141 256H142V254H141ZM142 256V257H143ZM16 257V255L14 256V258ZM86 257V256H85ZM133 257V256H132ZM2 258V259H1ZM5 258V257H4ZM13 258V257H12ZM13 258V259H14ZM17 258V257H16ZM15 258V259H16ZM45 258V257H44ZM50 258V257H49ZM88 258V259H89ZM127 258V259H126ZM167 258V257H166ZM229 258H230V256H229ZM232 258V257H231ZM9 259H11V258H9ZM13 259H11V260H13ZM19 259V258H18ZM23 258H21V260H22ZM24 259H25V257H24ZM45 259H47V258H45ZM85 259V258H84ZM89 259V260H90ZM164 259V258H163ZM42 260V259H41ZM83 260V259H82ZM86 260V259H85ZM130 260H132L133 261V258H130ZM3 261H4V259H3ZM6 261V260H5ZM9 261V260H8ZM15 261V260H14ZM80 261V260H79ZM84 261V260H83ZM87 261V260H86ZM85 261V262H86ZM91 261H90V263H91ZM155 261H157V262H155ZM161 261V260H160ZM162 261H164V260H162ZM18 262V261H17ZM20 262V261H19ZM19 262H18V264H19ZM23 264H24V262H26V260L25 261H21ZM20 262V264H22ZM34 262V261H33ZM47 262V261H46ZM50 262V261H49ZM82 262V261H81ZM89 262V261H88ZM16 263V262H15ZM79 263V262H78ZM145 263V262H144ZM143 263V264H144ZM17 264V263H16ZM27 264V263H26ZM34 264V263H33ZM43 264V263H42ZM47 264H48V262H47ZM82 264V263H81ZM85 264H88V263H85ZM131 264V263H130ZM135 264H138V263H136L135 262ZM141 264V263H140ZM207 264H213V262H207ZM223 264H227V262H223Z\"/></svg>", "mask_w": 264, "mask_h": 264}]
</instances>
